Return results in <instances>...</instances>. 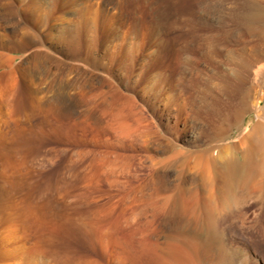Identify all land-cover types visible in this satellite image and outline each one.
<instances>
[{"label":"rangeland","instance_id":"1","mask_svg":"<svg viewBox=\"0 0 264 264\" xmlns=\"http://www.w3.org/2000/svg\"><path fill=\"white\" fill-rule=\"evenodd\" d=\"M8 1L30 24L32 9L19 11L29 0ZM53 1L31 32L51 31L62 61H88L97 110L70 100L71 86L50 110L32 109L24 68L12 81L0 60V264H162L183 243L199 264H264V149L251 170L231 148L258 119L229 69L234 52L264 57V0ZM33 40L0 51L14 67ZM224 148L205 175L201 159Z\"/></svg>","mask_w":264,"mask_h":264},{"label":"bare ground","instance_id":"2","mask_svg":"<svg viewBox=\"0 0 264 264\" xmlns=\"http://www.w3.org/2000/svg\"><path fill=\"white\" fill-rule=\"evenodd\" d=\"M22 1V0H20ZM138 1V0H137ZM9 2V1H8ZM177 2V1H176ZM57 3V1H56ZM91 3V1L88 2V4ZM171 3V2H170ZM13 2H9L8 4H0V20L5 22V26L0 27V43L4 42V40L6 41H13L14 43L16 42V44L22 45L23 43H29L30 40L35 39L37 40V46L34 47L33 50H31L30 52H26V50L22 49L20 51H22L23 53V57H21L20 62H18L17 64H15L16 66L12 67V62L14 60H16L17 57H14L13 55H9L7 53H3L0 51V60H4L7 62V76L12 80L15 81L17 78V74L19 73V71L24 68L25 70V76L28 78V80L30 81V88H31V92H29L28 96L30 98V105L32 109H41V110H50L51 109V105L53 102L57 101L60 96H61V90L64 89L67 86H71L73 88V90L76 92L74 94H72L69 98H71L70 100L72 101H79V99H89L92 100V103L90 104L91 107H88L86 109V111L91 114V113H95L97 110V94L95 93L96 90L94 89V87L91 84V81L93 79H91V77L93 76L92 72L90 71V66L88 64V61L85 60H81L76 54L71 55L70 60L69 61H62V59H60V56H62L63 54L65 55V53L61 50V48L58 45H48V42L55 37V35L49 31L47 35H45L47 38L43 39V36L38 35L37 31L35 33L31 32V25L30 24H37L39 27L40 25L43 26V28L46 25V19L45 17H47L49 15V13H51V11H53V5H54V1L53 0H29L26 4L25 8H21L19 9L20 13H25L26 11H30L31 9V13H30V24L28 23H19V21L17 20L19 16H15V14L12 12L13 9ZM95 4V3H94ZM204 4V3H202ZM56 5V4H55ZM90 5V4H89ZM137 6V4H135ZM201 5V4H200ZM208 5V4H207ZM135 6V8L132 9V12H136L137 7ZM211 7V5H210ZM56 8V7H55ZM73 8V7H72ZM93 8V7H92ZM262 8H264L262 6ZM261 8V9H262ZM84 9V8H83ZM87 9V8H85ZM90 9V8H89ZM75 10V9H74ZM88 10V9H87ZM18 11V10H17ZM41 11H43L44 17H42V19H39L37 17V15L40 13ZM92 11V10H91ZM201 11V10H200ZM264 11V10H262ZM54 12V11H53ZM84 12H86V10H84ZM158 12V11H157ZM160 12V11H159ZM65 13V12H64ZM91 13V12H90ZM18 14V13H17ZM67 14V13H65ZM89 14V13H88ZM137 14V13H136ZM263 14V13H262ZM23 16V15H22ZM92 16V15H91ZM58 18H62L61 15L58 16ZM65 18V16H64ZM69 20V19H68ZM177 20V19H176ZM63 21V20H62ZM177 22V21H176ZM61 23V21H60ZM64 23V22H63ZM2 24V23H1ZM65 24V23H64ZM71 24V23H70ZM171 24V23H170ZM60 25V24H59ZM63 25V24H62ZM68 25H69V21H68ZM61 28H59V30L61 31H67L68 28L66 26L63 27L60 25ZM35 28V27H32ZM72 31V29H71ZM17 34L25 35L27 36V38H29L28 40H23L24 38L20 37L17 38ZM69 34V33H68ZM70 37V36H68ZM21 38V39H20ZM68 39V38H67ZM67 39L64 37L63 39L61 38L60 40H63L64 43H67ZM59 40V38H58ZM34 41V40H33ZM32 41V42H33ZM35 42V41H34ZM61 42V41H60ZM59 43V42H57ZM4 45V44H3ZM11 45V44H10ZM18 45V46H19ZM16 46V45H15ZM23 46V45H22ZM7 47V46H6ZM21 47V46H20ZM251 52V51H250ZM249 51H247V49H243L240 50L238 52H234L233 55L231 56V60L234 62V67L230 66L229 69L232 73V75L234 76V78L238 79L239 82H241L244 85V94H245V98H247L251 104V110L253 112L256 113V117L258 119V123L257 125H255L251 130L247 127L245 129V133L239 137L236 141V143H234L231 148L234 150H244L247 152V156L249 159V166L251 168V170H254L255 165L254 162L255 160L254 157L257 153V151L259 150V148H263L264 149V114L260 112V110L258 109L259 103L262 99V96H264V57L263 58H258L257 55L250 53ZM21 54V55H22ZM62 54V55H61ZM260 55V54H259ZM222 58V57H221ZM230 58V57H229ZM217 59V58H216ZM64 60V59H63ZM212 61V60H211ZM51 62H56L58 63L57 65V70L56 73H52V68L50 67ZM219 63H220V59H219ZM232 63V62H231ZM219 65V64H218ZM215 66V64H214ZM216 67V66H215ZM213 69V68H212ZM215 69V68H214ZM217 69V68H216ZM74 70H78L81 71V73L87 78L84 77L83 80H81L82 82H80L79 84H74L73 82V78H68V76H70L71 72H73ZM77 71V72H78ZM94 73V72H93ZM222 73V72H221ZM75 74V73H74ZM223 74V73H222ZM54 75V77L52 76ZM232 75H230V77H232ZM56 76V77H55ZM82 76V75H80ZM78 77V76H77ZM75 78V77H74ZM223 78V76H222ZM218 79V77H217ZM79 80V79H78ZM219 81V80H218ZM78 82V81H77ZM220 82V81H219ZM226 82V81H224ZM74 84V85H73ZM212 84V83H211ZM73 85V86H72ZM226 85V84H225ZM216 86V85H215ZM68 87V88H69ZM223 87V85H222ZM243 88V87H242ZM222 89V88H221ZM235 89V88H234ZM98 90V89H97ZM214 90V89H213ZM217 90V89H216ZM242 91V90H241ZM102 91H100L101 93ZM214 92V91H213ZM220 92V91H219ZM217 93V92H216ZM231 93V92H230ZM1 97V96H0ZM27 97V96H26ZM226 97V96H225ZM227 98V97H226ZM225 98V99H226ZM215 99V98H214ZM228 99V98H227ZM245 99V100H247ZM1 100V98H0ZM7 100V99H6ZM69 100V101H70ZM218 100V99H217ZM242 100V99H241ZM12 101V100H11ZM10 101V102H11ZM83 101V100H82ZM185 101V100H184ZM222 101V100H221ZM5 102V101H4ZM229 102V101H228ZM7 103V102H6ZM64 103V102H63ZM182 103V102H181ZM233 103V102H232ZM245 103V102H244ZM248 103V102H246ZM245 103V104H246ZM3 104V103H2ZM55 104V103H54ZM236 104V103H235ZM29 105V104H28ZM208 105V104H207ZM184 106V105H183ZM246 106H248V104H246ZM5 107V106H4ZM14 107V106H13ZM12 107V108H13ZM182 107V106H181ZM185 107V106H184ZM235 107V106H234ZM260 107V106H259ZM9 108V106H8ZM53 108V107H52ZM62 108V107H61ZM206 108V107H204ZM248 108V107H247ZM246 108V109H247ZM3 109V108H2ZM1 110V108H0ZM206 110V109H205ZM264 110V109H263ZM3 111V110H2ZM32 111V110H31ZM64 111V110H63ZM216 111V110H215ZM1 112V111H0ZM37 112V111H36ZM200 112V111H199ZM202 112V111H201ZM38 113V112H37ZM207 113V112H206ZM205 113V114H206ZM219 113V112H218ZM31 114V113H30ZM39 114V113H38ZM41 114V112H40ZM201 114V113H200ZM5 115V114H4ZM35 115V114H34ZM208 115V114H207ZM231 115V114H230ZM242 115V114H241ZM6 116V115H5ZM27 116V115H26ZM53 116V115H51ZM84 116V115H83ZM215 116V115H214ZM218 116V115H217ZM222 116V115H221ZM30 117V116H29ZM230 117V116H229ZM45 118V117H44ZM207 117H205L206 119ZM211 118V117H210ZM225 117H223L224 119ZM199 119V118H198ZM10 120V119H9ZM31 120V119H30ZM202 120V119H201ZM207 120V119H206ZM197 121V120H196ZM199 121V120H198ZM211 121V120H210ZM215 121V120H213ZM221 121V119H220ZM225 121V120H224ZM241 121V120H240ZM204 122V121H203ZM233 122V121H232ZM256 122V121H255ZM201 123V122H200ZM206 123V122H205ZM210 123V122H209ZM219 123V122H218ZM217 123V124H218ZM223 123V122H222ZM225 123V122H224ZM223 123V126H224ZM8 124V123H7ZM208 124V123H207ZM216 124V125H217ZM198 125V124H197ZM214 125V127L216 126ZM220 125V123H219ZM232 125V124H231ZM211 126V125H210ZM200 127V126H199ZM206 127V125H205ZM209 127V126H208ZM219 127V126H216ZM207 128V127H206ZM222 128V126H221ZM214 129V128H213ZM216 129V128H215ZM214 129V130H215ZM223 129V128H222ZM220 129V130H222ZM225 129V128H224ZM224 129L222 130V132H224ZM229 129V128H228ZM238 129V128H237ZM1 130V129H0ZM219 130V129H218ZM202 131V130H201ZM208 131V130H207ZM216 131V130H215ZM211 132V131H210ZM226 132V131H225ZM208 133V132H207ZM202 134V133H201ZM211 134V133H210ZM217 134V133H216ZM215 134V135H216ZM220 134V133H219ZM197 135V134H196ZM218 135V134H217ZM193 138H196L193 134L192 136ZM144 142L146 144L150 143V135L149 134H144ZM195 140V139H194ZM197 140V139H196ZM202 142V141H201ZM260 151V150H259ZM258 151V152H259ZM242 153V152H241ZM207 154V153H205ZM213 154V153H212ZM209 154L208 156L205 155V158L201 157V156H197L199 158V160H203L204 159V170H205V175L206 172L208 171V169L212 166L213 162L215 161V159H221L224 158L225 156H228V148H224L221 149L218 152H215V156L214 155ZM264 154V152H263ZM262 154V155H263ZM258 155V154H257ZM256 155V156H257ZM259 158V157H258ZM200 160V162H201ZM234 160V159H233ZM224 161V160H223ZM230 161V160H229ZM247 161V160H246ZM199 164V163H198ZM216 164V163H215ZM225 164V163H224ZM227 164V163H226ZM191 165V164H190ZM193 165V164H192ZM220 165V164H218ZM222 165V164H221ZM226 166V165H225ZM231 166V165H228ZM218 166H216L217 168ZM179 168V167H178ZM215 168V167H214ZM222 168V167H221ZM226 169V170H225ZM225 173H229V171H227V168L225 167ZM218 170V169H215ZM223 170V171H224ZM264 170V169H263ZM231 171V170H230ZM219 172V171H218ZM202 173V172H201ZM203 175V174H202ZM203 175L202 178L205 176ZM218 175V174H217ZM182 176V175H181ZM206 177V176H205ZM223 177V176H222ZM231 178V177H229ZM239 179V178H238ZM254 177L252 178V182H253ZM256 179V178H255ZM208 178H205V181L207 182ZM210 184V180H208ZM231 181V180H230ZM182 182V181H181ZM193 182V180H192ZM229 182V181H228ZM200 183V181H199ZM221 183V182H220ZM254 183V182H253ZM207 184V185H208ZM223 184V183H222ZM243 184V182H242ZM249 184V183H248ZM204 185V184H202ZM250 188V185H248ZM222 187V186H221ZM225 187V186H224ZM201 188V187H200ZM214 187H212L211 185L208 187V192L210 194V196H213L214 194ZM186 189V188H185ZM203 190V189H202ZM222 190V189H221ZM228 190V188H227ZM207 191V190H206ZM217 191V190H215ZM224 191V190H223ZM231 193V192H228ZM235 193V192H233ZM237 193V192H236ZM254 193V192H253ZM222 194V191H221ZM182 195V194H181ZM224 196V195H223ZM222 196V198H223ZM237 196V195H236ZM226 197V196H224ZM247 197V196H245ZM208 198V197H207ZM210 198V197H209ZM213 198V197H212ZM220 198V197H219ZM184 199V198H183ZM224 199V198H223ZM203 201V200H202ZM242 201V200H241ZM186 202V201H185ZM184 202V203H185ZM188 202V201H187ZM183 203V202H182ZM219 203V202H218ZM223 203V202H222ZM229 203V202H228ZM181 204V203H180ZM179 204V205H180ZM227 204V203H226ZM233 204V203H232ZM235 204H240L238 203H234ZM220 205V204H219ZM222 205V204H221ZM203 207V206H202ZM204 208V207H203ZM227 208V207H226ZM214 209V208H212ZM241 209V208H240ZM209 210V209H208ZM211 210V209H210ZM217 211V209H216ZM205 212V211H204ZM214 213V212H213ZM185 214V212H184ZM187 214V213H186ZM186 219V218H185ZM182 220V219H180ZM179 220V221H180ZM241 220V219H240ZM248 220V219H247ZM196 221V220H195ZM198 221V220H197ZM202 225V224H201ZM183 226V225H182ZM8 228V227H7ZM10 230V229H9ZM184 233V232H183ZM176 237V236H175ZM172 239V238H171ZM191 243V242H190ZM162 244V243H161ZM173 244V243H172ZM171 245V244H169ZM189 245V244H188ZM172 246V245H171ZM175 246V245H174ZM184 246H186L183 243V251L184 249H186V253L185 255H188V257H184L185 255L181 252L180 255L177 251L179 248H172L174 249V254L176 252L175 255H173L172 257L169 258H164L162 260V264H199L197 261H195L194 259L189 258L190 255V251L191 250V246L189 245V250ZM178 247V245H177ZM181 247V246H180ZM169 248V249H170ZM182 248V247H181ZM168 249V250H169ZM172 249H170L171 251H173ZM199 249V248H198ZM169 250V251H170ZM177 250V251H176ZM181 250V249H180ZM182 251V250H181ZM187 252L189 254H187ZM173 253V252H172ZM169 254V253H168ZM196 256V255H195ZM167 257V256H166ZM157 258V257H156ZM160 258V257H159ZM202 260V259H201ZM87 261V260H86ZM91 262V261H90ZM153 263V262H152Z\"/></svg>","mask_w":264,"mask_h":264}]
</instances>
